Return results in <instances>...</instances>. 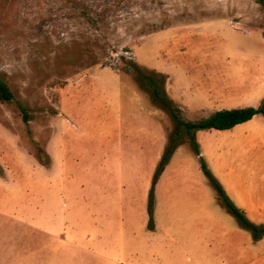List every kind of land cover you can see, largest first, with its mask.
I'll use <instances>...</instances> for the list:
<instances>
[{
    "label": "rangeland",
    "instance_id": "374dc122",
    "mask_svg": "<svg viewBox=\"0 0 264 264\" xmlns=\"http://www.w3.org/2000/svg\"><path fill=\"white\" fill-rule=\"evenodd\" d=\"M134 63L165 75L185 121L259 107L264 10L255 0H0V77L14 96L0 101V240L22 243V263L65 251L64 264H93L74 241L98 234L139 248L140 264H264V237L242 228L233 261L226 235L236 221L200 167L202 159L237 207L249 204L248 219L264 224V178L254 176L264 145L252 143L264 115L194 131L199 152L183 141L155 178L176 121L136 83ZM122 222L129 233L105 230ZM161 223L178 226L163 234ZM42 240L56 242L49 250ZM134 255L121 260L134 264Z\"/></svg>",
    "mask_w": 264,
    "mask_h": 264
},
{
    "label": "trees",
    "instance_id": "16d2710c",
    "mask_svg": "<svg viewBox=\"0 0 264 264\" xmlns=\"http://www.w3.org/2000/svg\"><path fill=\"white\" fill-rule=\"evenodd\" d=\"M261 9L264 10V0H255ZM137 74L135 75L136 83L149 91L150 96L154 102L165 110L175 121L176 130L168 137L165 150L163 152L160 163L154 174L156 178L163 171L165 165L168 163L170 156L174 150L183 141L187 140L193 150L199 152L198 144L195 140L194 131L203 129H218L227 130L231 129L237 124L243 123L251 119L255 114L264 115V101L259 107H236L220 109L212 112L206 117L199 118L194 121H185L181 117V111L176 103L164 92L165 75L163 74H152L142 72L134 63ZM14 100L13 93L8 84L0 77V101L3 103H11ZM17 107L21 113L22 121L25 125L31 119V114L28 112L21 102H17ZM183 132V134H182ZM200 167L203 170L205 177L209 184L215 189L217 200L221 207L225 209L237 222L240 228L248 231L253 241H258L264 237V224H256L248 219L246 213L228 197L224 191L222 185L214 177L211 171L207 168L205 162L201 159ZM1 171V169H0ZM1 175V174H0ZM152 191L149 194L148 212L151 213L152 207ZM149 228H152V223L148 224Z\"/></svg>",
    "mask_w": 264,
    "mask_h": 264
},
{
    "label": "crops",
    "instance_id": "0c3cea01",
    "mask_svg": "<svg viewBox=\"0 0 264 264\" xmlns=\"http://www.w3.org/2000/svg\"><path fill=\"white\" fill-rule=\"evenodd\" d=\"M183 106H184V104H183ZM184 108H185V106H184ZM234 127H232V128H234ZM227 130H229V129H227ZM255 134L256 135L253 137L255 142H252V143L255 145L263 146L264 145V131H260V132H257ZM260 162H261L260 165L257 166V168L254 172V176L264 178V159H262ZM226 169H227V167H226ZM227 173L232 174L236 180L241 179V180L245 181L244 179H242L241 175L239 176L238 173L231 172V171H229V169H228ZM0 180H1V177H0ZM230 198L236 205H238L236 199H234L231 196H230ZM6 201H8L9 207L15 206V204H16L15 203L13 205V203H12L13 201L11 199V196H9V199L8 200L6 199ZM254 201L259 202L257 199H254ZM239 204H240L239 207L241 209H243L247 214L248 210H249V204L248 203H241V202ZM1 206H2V200L0 198V207ZM205 225H207V224H205ZM158 226H159V224H157L153 227V233L157 232ZM176 226H178V225L174 224V223H168V224H162L161 223L160 227H164L163 229L165 230V232L163 234H165L167 231L176 229ZM207 226H208V229L205 227V228H202V230L205 231L207 229V231H208L210 228H209V225H207ZM184 227L187 230V229L191 228V225L185 224ZM228 227L229 228H227L226 237L228 236L229 243H230V241H232L231 244L233 247V250H232L233 261H236V260L239 261L241 259V249H240V245H237L235 243L234 238L236 237L238 232H240L241 228L239 227L237 222L233 223V224H229ZM145 228H146V226L143 228V231L145 230ZM94 229L100 230V228H98V227H95ZM119 229H121L122 231H124L125 234H127V233H129L128 231L131 228H130V225L128 223H124V222H122V223H108L105 227V230H107V231H109V230L113 231V230H119ZM98 236L99 235L97 234L95 237H90V238L81 237V238L75 240L74 242H76V243H75V247H74V253H76V254L87 253L88 255H90L95 260L93 264H95L96 262H97V264H124L123 261L121 260L122 259L121 256L123 254H124V257L126 255L128 256L132 252L133 254H135L134 260H133L135 262L134 264H140V255L137 254L139 248H136V246L133 248H129L126 245L124 247L123 239L117 241V239H113L112 237H108L107 235L105 238H99L100 236L99 237ZM60 241L65 242L64 239H62ZM60 241H57V242H60ZM32 242H34V241L26 240L24 245H29ZM41 242L43 243L42 244L43 247L47 245V248L49 250H51L50 249L51 242H56V240H48L47 241L48 244H44L45 243L44 240H42ZM21 244L22 243H20V241L17 238L10 239L9 241L5 240L4 242H2L0 240V264H64L62 261V258L64 257L65 251H62V252L61 251H53L52 254L50 253L51 251H49L48 253H43L42 255H34V256L29 257L30 260L27 263H22L19 261L18 256H17V251H18L17 249H18L19 245H21ZM193 251H194V249H193ZM21 260H23V259H21Z\"/></svg>",
    "mask_w": 264,
    "mask_h": 264
}]
</instances>
